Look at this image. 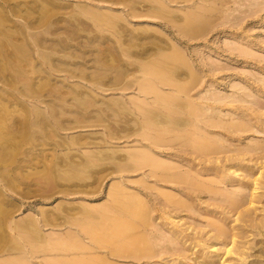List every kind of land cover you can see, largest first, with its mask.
Wrapping results in <instances>:
<instances>
[{"label":"rangeland","instance_id":"obj_1","mask_svg":"<svg viewBox=\"0 0 264 264\" xmlns=\"http://www.w3.org/2000/svg\"><path fill=\"white\" fill-rule=\"evenodd\" d=\"M204 1L206 0H0V264H108L105 255L117 264H171V260L174 264H179L176 263L178 260L175 261L176 257H169L168 254L167 257L164 255L165 257L153 259L142 256L141 261L134 256V259L129 257L134 253L130 250H136L144 233L147 239H152L148 244L152 245L155 241L154 246H163L166 243L158 238L166 235L169 245L167 237L172 239V234L168 230L173 226L188 228L185 230L187 234L189 232V236L193 231L196 236L200 234L198 238L192 235L187 242L181 238V241L177 240L178 246H185L187 249L184 252L188 256L192 255L189 259H180L182 264H195V256L206 257V252L224 251L219 250L220 247L223 248L222 244L225 247V244H230L231 239L228 237V240L223 237L213 240L214 238L209 237L214 233L208 226L211 221L222 222L230 230L235 227L236 231L242 229L240 233L245 239L238 240L244 242L245 250L250 256L247 253L245 261L234 253L223 258L220 255L211 259L209 264H264V146L259 147L258 144L261 142L262 145L264 142V8L260 6L264 5V1L260 5L258 3V7L256 3L257 6L251 4L253 0H246L251 6L250 12L248 7L246 10L250 16L253 15L249 18V14L242 15L244 17L239 19V24L232 23L234 27L229 26L233 19L230 20L229 13L225 10L232 13V8L239 7L237 4L234 7L231 2L233 6L230 9L224 8L215 25L211 21L216 17L211 12L209 15L201 13V16L195 11L200 10V6L206 7L213 3L211 0ZM222 13H228L227 18ZM176 16L177 20L174 19ZM179 16L181 19L178 20ZM181 16L192 17L193 22L184 20ZM225 20L228 24L224 23ZM220 22L223 25H219ZM242 45L247 52L254 51L253 60L249 55L251 53H246ZM234 46L237 48H232ZM238 48L242 50L243 56ZM244 53L248 54V59L244 57ZM214 63L219 65L214 66L217 68V71L214 68L215 72L221 71L218 75L215 72L212 75L213 72L209 70L210 64L213 66ZM220 66L224 69L219 70L222 68ZM255 72L263 74V77L258 74L254 76ZM199 74L203 79H197ZM197 80L202 81L198 83ZM253 80L257 82L254 83ZM144 83H148L149 89H140ZM174 84L183 86L185 94L192 91L191 95H184L181 90L178 92L179 87ZM206 90L208 94L205 96L211 94L214 98L218 96L214 93L230 94L231 102L229 98L226 101L228 104L230 102L232 108L219 102L207 105L199 99L202 98L201 94L204 96L207 93ZM240 92H244V95L247 92L246 95L250 94V97L240 95ZM157 94H163L160 96L162 99L156 100L159 98ZM236 95H240L237 97H241V103L254 95L252 109L257 107L262 114H258L255 108L253 111L256 113L252 109L249 111V100L243 103L246 109L240 102L239 105L238 102L232 103L238 101ZM232 96L236 98L233 99ZM186 97H194L191 102L195 105L190 102L191 107L198 108V105L203 104L198 109L204 112L211 107L214 114L210 113L211 109L208 113L216 120L219 114L227 115V118L219 115L218 121L225 123L230 116L236 114L235 118L233 116L230 119L241 118L246 121L245 128L250 125L252 127H248L249 130L246 128L248 131L243 129L244 133L242 130L231 133L220 129L222 127L214 125L215 120L210 123L212 119H208V114H203V118L202 113L196 115L197 108L190 107L191 110L188 111L185 107ZM185 108L188 112L192 111L191 116H187L190 114ZM198 109L199 114L201 110ZM225 109H228L226 112L229 114L225 113ZM245 115L251 119V123ZM190 117L193 119L190 124L194 123L196 126L199 123L202 127L198 126L201 128L198 130L204 133L195 127H189V123L185 131L179 128L182 126L177 123L185 118L190 121ZM160 118L165 122L158 123ZM205 118L207 121L203 123ZM183 131L184 134L190 132V136L197 135L194 138L199 135L214 140L216 137V143V139L223 137L228 144L224 143L223 138V141L219 140V144H224L222 149L227 148L228 151L239 146L242 148L243 145L246 147L251 142V146L256 145V154L249 144L247 148L251 151L245 154L247 158L242 154L236 156L239 147L232 153L226 150L234 158L226 156V160L232 158V163L227 161L226 164L224 159L227 153L223 152L224 155L221 153L220 156H223L224 163L218 164L222 161L221 157L217 159L215 156V160L219 162H214L213 158L211 164L209 156L200 158L204 157L202 151L194 153L198 150H194L192 145L181 144ZM151 134L158 137V142L162 144H151L146 138ZM187 146L192 151L187 150ZM247 148H242L240 152L248 151ZM257 149L262 150L261 155ZM143 151L153 155L154 159L160 158L158 160L162 162L170 159L173 164H168L173 166L180 161L177 170L181 169L185 176L188 174L186 171L192 169L198 174L205 173L203 176L208 179H217L216 184L221 185L219 192L222 197L219 193L216 197L213 192L215 198L210 201L211 197L204 192L195 198V203L199 205L195 204V212H163L160 210L163 206L159 207L163 203L162 196L156 193V189L164 182L163 185L169 184L166 187L175 183H166L164 180L160 182L155 176L152 177L149 167L151 164L143 161ZM253 156L256 158L253 159ZM239 158H243L241 162ZM230 164L239 169L238 174L234 173V168L227 170ZM211 165L218 166L219 171L203 170ZM221 170L228 171L226 173L231 171L229 176L232 179L226 185L218 180L221 179ZM193 172L189 175L197 178V173L195 175ZM255 177L261 182L260 188ZM252 178L257 185L256 189L252 188ZM145 180L150 184L155 181V186L150 187L152 190L147 188L146 182L142 183ZM221 188L224 190L221 191ZM225 190H229L231 195H227ZM135 191L136 194L140 193L139 198L133 193ZM239 191H243L248 199L252 192L259 195L254 204L243 206L250 209L252 221L247 223L238 221L237 212L235 214L228 204L220 201L226 199V196L229 198L240 194ZM186 197L189 199L182 195V199L187 201ZM215 199H219L221 206ZM142 206H147L146 210ZM243 207L240 210H245ZM190 211L194 214H190ZM147 217L151 218L150 224L160 226H156V229L150 225L151 227L143 229L141 224L148 220ZM260 220L263 222L259 223ZM170 221L179 224L176 226L174 223L170 224ZM194 226L199 229H193ZM200 229H204V232ZM195 231L202 232L197 234ZM152 232L155 235H151ZM146 233L149 234L148 237ZM207 234H210V239L206 238ZM109 236L110 241L106 240ZM211 239L216 245L215 249L209 246ZM158 241L162 244L157 243ZM193 241L199 243L197 247H192L195 245ZM117 246L120 248L117 251L123 257L113 256L116 253L111 251Z\"/></svg>","mask_w":264,"mask_h":264},{"label":"bare ground","instance_id":"obj_2","mask_svg":"<svg viewBox=\"0 0 264 264\" xmlns=\"http://www.w3.org/2000/svg\"><path fill=\"white\" fill-rule=\"evenodd\" d=\"M208 0H206V1H204V2H207ZM210 1V0H209ZM211 1H213V3L210 5H208V6H206V7H199L200 8V10H195V11H197V15H201V13L202 14H205V13H207V15H209L210 13L209 12H211L213 15H215V17L216 18H214L215 19V22H214V19H213V21H211V23L213 22V24L215 23V25H216V22H218L217 21V19L219 20V18H220V15H219V13H221V11L224 9V8H228L229 7V9H230V6H233V5H231V2H232V4H234V7H235V5L237 4L239 7H235L234 9L232 8V10H231V12L232 13H230V11L229 10H225V11H228V13H229V18H230V20L231 19H233V22H231V24L229 23V26L230 27H232L234 24H232V23H234L235 22V24H236V22L238 23V21H239V19L241 18V20H242V18L244 17V16H242V15H247V14H249L248 12H247V10L249 11V7H251V6H249V4H250V2H249V4L246 2V0H211ZM250 1V0H249ZM264 0H262V1H260V0H253V2L251 1V4L253 3L254 4V6H257L258 5V3H259V5L261 4V2H263ZM255 3L257 4V5H255ZM264 3V2H263ZM205 4V3H204ZM208 3H206L205 5H207ZM248 4V5H247ZM252 4V5H253ZM204 5V6H205ZM259 5H258V7H259ZM197 6H199V5H197ZM260 6H262V8H264L263 6L264 5H260ZM246 7H248L247 8V10H246ZM256 8V7H255ZM196 9V8H195ZM243 9H245V10H243ZM252 9H253V7H252ZM236 11H238V13H234V12H236ZM252 11H254V9L252 10ZM168 12H169V10H168ZM222 12H224V11H222ZM250 12V11H249ZM226 13V12H225ZM225 13H222V14H224L226 17L225 18H227V14H225ZM242 13V14H241ZM222 14H221V16H222ZM255 14V13H254ZM258 14V13H257ZM187 15V14H186ZM186 15H184V16H186ZM212 15V16H213ZM253 14H251V16H252ZM174 16V15H173ZM196 16V15H195ZM201 16H203V15H201ZM250 16V14H249V16H248V18L249 17H251ZM172 17V16H171ZM181 17H183V16H181ZM192 17H194L193 15H192ZM192 17H186V18H184L183 17V19L185 20V19H188V21H192L193 22V20H192ZM198 17H200V16H198ZM209 17V16H208ZM245 17H247V16H245ZM179 18H180V16L178 17V20H179ZM222 18L224 19V17L222 16ZM221 18V19H222ZM228 18V19H229ZM174 19H176L177 20V16L176 17H174ZM181 19V18H180ZM199 19V18H198ZM212 19V18H211ZM206 20H207V18H206ZM223 21V20H222ZM228 21V20H227ZM224 23L225 24H228L227 22H226V20L224 21ZM173 24V23H172ZM175 24V23H174ZM220 24H222L221 22L219 23V25ZM239 24V23H238ZM210 25V24H209ZM223 25V24H222ZM228 26V27H229ZM210 26H208V28H209ZM227 27V26H226ZM234 27V26H233ZM236 27H237V25H236ZM235 27V28H236ZM211 28V27H210ZM209 28V29H210ZM213 28H214V25H213ZM219 28V27H218ZM218 28H216V29H218ZM221 28V27H220ZM222 28H224V26L222 27ZM206 29V28H205ZM204 29V30H205ZM208 29V30H209ZM211 30V29H210ZM209 30V31H210ZM225 30V29H224ZM207 32V31H206ZM201 34H202V32H201ZM200 34V35H201ZM185 36H187V34H185ZM181 37H182V34H181ZM201 37V36H200ZM199 38V37H198ZM245 41V40H244ZM251 43V42H250ZM239 45V44H238ZM254 45V44H253ZM229 47H231V46H229ZM228 47V48H229ZM236 46H234V47H232V48H235ZM239 47V46H238ZM242 47H243V45H242ZM227 48V49H228ZM237 48V47H236ZM226 49V48H225ZM240 48H238L237 50L238 51H240V54L243 56V52H242V50H239ZM242 49V48H241ZM243 49L246 51V47H243ZM254 49V48H253ZM222 50H223V48H222ZM231 50V48L229 49V51ZM232 50H234V49H232ZM236 50V49H235ZM227 51V50H226ZM248 51V50H247ZM246 51V53H251V50H250V52H247ZM231 52V51H230ZM233 52V51H232ZM257 52V51H256ZM179 53V52H178ZM246 53H244V54H246ZM253 53H254V51H252V53L251 54H249V55H251V57H252V55H253ZM181 55V54H180ZM183 55V54H182ZM185 55V54H184ZM231 55V54H230ZM238 55H239V52H238ZM238 55L236 56V57H238ZM247 55L248 54H246V55H244V57L246 58V59H248L247 58ZM254 55H256L255 57H257V54H254ZM234 57H235V55H234ZM249 57V59H250V56H248ZM253 58L254 57H252V60H253ZM258 58H260V56H258ZM262 59V58H261ZM260 59V60H261ZM244 60V59H243ZM255 60V59H254ZM262 60H264V59H262ZM262 60H261V62H262ZM257 62V61H256ZM211 65V68L214 70V68L216 67L215 65H217L218 67H219V65H218V63L216 64V63H214L213 64V66H212V64H210ZM215 66V67H214ZM224 66V65H223ZM223 66H220V67H222V68H220L219 70H223L224 69V67ZM209 69V70H211V72H213V74L212 75H215L214 74V72H215V70L214 71H212V69ZM216 69V71H217V68H215ZM208 70V71H209ZM210 72V71H209ZM221 72V71H220ZM219 71L218 72H215L217 75L220 73ZM256 73V74H255ZM254 74L253 73H251V74H253L254 76L255 75H261L259 72L257 73V72H255ZM236 74H238V73H236ZM264 74V73H263ZM262 74V75H263ZM200 75V74H199ZM211 75V76H212ZM261 75V76H262ZM201 76V75H200ZM199 76V78H197V79H203V77L201 76L200 77ZM239 76V75H238ZM247 77H248V75H247ZM263 77V76H262ZM184 78V77H183ZM249 78V77H248ZM255 78V77H254ZM256 78H258V77H256ZM259 80L260 79H258V82H259ZM198 81V83H200L202 80H197ZM200 81V82H199ZM212 81V80H211ZM256 82H257V80H255ZM254 80H253V82L254 83H256ZM264 81V80H263ZM204 82V81H203ZM261 83H262V81H260ZM197 83V82H196ZM197 83V84H198ZM213 83V82H212ZM211 83V84H212ZM260 83V84H261ZM201 84H204V83H201ZM201 84H200V86H201ZM209 85V84H208ZM255 85V84H254ZM262 85H264V83H262ZM150 86L153 88L154 86L153 85H151L150 84ZM172 86V85H171ZM174 86L176 87L177 86V88L179 87V88H181V89H179L178 88V92H180V90L182 91V93L184 94V95H188V93L190 94L191 92L189 91L190 89H192V88H190V89H188V91L189 92H187L186 94H185V92L186 91H184L183 89H184V87L182 86V87H180V85H176V84H174ZM197 86V85H196ZM256 86V85H255ZM258 86H260V85H258ZM174 87V88H175ZM243 87H245V86H243ZM242 87V88H243ZM176 88V89H177ZM183 88V89H182ZM201 88H202V86H201ZM245 88H247V87H245ZM253 88V87H252ZM140 89H142V90H147V89H149V85H148V83L147 84H142L141 85V87H140ZM238 89V88H237ZM248 89V88H247ZM255 90H257V89H255ZM177 91V90H176ZM210 91V90H209ZM238 91V90H237ZM236 91V92H237ZM244 91V90H243ZM251 91H252V89H251ZM260 91V90H259ZM199 92H200V90H199ZM206 92H207V90H206ZM211 92V91H210ZM209 92V93H210ZM213 92V91H212ZM245 92V91H244ZM244 92H240V95H242ZM253 92V91H252ZM202 93V92H201ZM201 93H198V94H201ZM205 93V92H204ZM234 93V92H233ZM232 93V94H233ZM193 94H196L195 92L193 93ZM208 94V92L206 93V94H204V96H201L200 95V97H202V98H199V97H196V98H199V99H202V101H205V103L208 105L209 103H217V102H219V103H221V104H224V105H229L230 104V102H231V97H230V94L229 95H225V93H224V95L225 96H228V97H226L225 98V96L224 95H222V93H214V94H216V95H220V97H218V96H216V98H214L213 96H211V94L209 95V96H205V95H207ZM237 94V93H236ZM239 94V93H238ZM247 94V92L245 93V95L244 96H248V97H250L249 95L250 94H248V95H246ZM251 94H253V93H251ZM151 95V94H150ZM163 95V94H162ZM162 95H160V96H162ZM191 95V94H190ZM190 95H189V98H190ZM221 95H222V97H221ZM235 95V94H234ZM240 95H236V97L237 96H240ZM158 94H157V97H159V98H156V100L158 99H160L161 97H160ZM171 96V95H170ZM174 95H172V97H173ZM254 95H252V97L250 98V99H247V100H243V103H247V102H245V101H248V102H250V105H249V103H248V105L249 106H251V107H249V111H251V109H252V102H253V97ZM185 97V96H184ZM195 97V96H194ZM194 97H191V99L192 98H194ZM224 97V98H223ZM230 97V98H229ZM233 97V96H232ZM236 97H233V99H235ZM248 97H246V98H248ZM229 98V100H230V102H229V104H228V101H226V99H228ZM240 100H239V99ZM245 97H244V99H246ZM162 99V98H161ZM185 99V101H186V103H185V107L188 109V111L189 110H191V108H197V107H194V106H189L190 105V102L193 100H191V99H188V97H186V98H184ZM188 99V100H187ZM198 99V100H199ZM232 99V100H233ZM237 99H238V101H234V102H232V103H237L238 102V105H239V102L241 103L242 101H241V97H237ZM165 100V99H164ZM196 101V100H195ZM252 101V102H251ZM157 102V101H156ZM189 102V103H188ZM193 102V101H192ZM191 102V104L192 105H195V104H193ZM199 102V101H198ZM159 103H160V101H159ZM243 103H241V105L243 104ZM165 104V103H164ZM168 104V103H167ZM197 105H198V103H196ZM206 104H204V105H206ZM156 105V104H155ZM175 105V104H174ZM240 105V106H241ZM247 105V106H248ZM201 106V105H200ZM199 105H198V108H202V106H203V104H202V106L200 107ZM230 106V105H229ZM243 106H244V104H243ZM242 106V107H243ZM191 107V108H190ZM210 106H208V108H209ZM228 107V106H227ZM245 107V106H244ZM185 108V109H186ZM190 108V109H189ZM197 108V109H198ZM204 108H206V106L204 107ZM213 108H215V107H213ZM218 108V107H217ZM216 108V109H217ZM230 108H232L231 106H230ZM234 108V107H233ZM239 108V107H238ZM238 108H236V109H238ZM255 108V107H254ZM254 108L252 109V111L254 110ZM257 108V107H256ZM255 108V110H257ZM33 109V108H32ZM36 109V111H37V108H35ZM187 109L185 110V111H187ZM197 109H195V111H196V115H200V113H202L201 115H203V114H208L207 116H208V119L210 118V119H212V120H210V123L212 122V121H214L215 123L219 120V117L221 116V117H225L226 116V118H227V115H225L224 114V116L223 115H221V114H219L218 115V119L216 120V119H214L215 117L214 116H212V114H211V116H210V114L208 113V110L209 109H211V107L206 111V112H204V111H202L201 109H198V110H201L200 112H199V114L197 113ZM245 109H246V107H245ZM193 110V109H192ZM204 110V109H203ZM206 110V109H205ZM212 110L213 109H211V111H210V113H213L212 112ZM228 110V109H227ZM226 109H225V113L226 114H229V112L227 113L226 111H227ZM232 110V109H231ZM259 110V109H258ZM258 110H257V112H258ZM39 111V110H38ZM187 111V112H188ZM240 111H242L243 112V110H240ZM192 111H190V112H188L189 114L191 113ZM204 112V113H203ZM232 112V111H231ZM234 112V111H233ZM244 112H246V111H244ZM254 112V111H253ZM185 113V112H184ZM216 113V112H215ZM218 113H219V111H218ZM217 113V114H218ZM221 113H223V111H221ZM254 113H256V111L254 112ZM44 114V113H43ZM214 114V113H213ZM245 114V113H244ZM258 114H260L259 112H258ZM261 114H262V112H261ZM260 114V115H261ZM192 114H190V115H187V116H191ZM194 116H195V113L193 114ZM216 115V114H215ZM236 116V114H233V116ZM206 116V115H205ZM210 116V117H209ZM217 116V115H216ZM233 116H230V118L231 117H233ZM235 116H234V118H235ZM242 116H243V114H242ZM246 116V115H245ZM244 116V117H245ZM247 116H248V114H247ZM247 116H246V118H247ZM251 116H253V115H251ZM264 116V115H263ZM158 117H160V116H158ZM165 117H166V115H165ZM199 117H202V116H199ZM198 117V118H199ZM238 117H240V116H238ZM238 117H236V118H238ZM196 118V117H195ZM194 118V119H195ZM203 118H204V115H203ZM227 119L226 121L227 122H225L224 123V121H222L221 120V118H220V120L221 121H218V124L216 123H214V125L216 126H219V127H222V128H220V129H224V130H227V131H230L231 133L232 132H234V131H237L238 132V130H239V132L242 130L243 131V129L244 130H247L248 129V127H250V126H247L246 128H245V122L243 121V119L241 120V118L238 120V119ZM253 118H255V116H253ZM163 119V118H162ZM162 119L160 118V120H158V123H162V122H165V121H162ZM186 119V118H185ZM185 119H182V121L181 122H179V123H177V125H179V126H182V127H179V128H181V129H183L184 131H185V128L186 127H188L187 125H188V123L190 124V122H191V117H190V121H189V119H187V120H185ZM197 119V118H196ZM206 119V118H205ZM245 119V118H244ZM248 119V118H247ZM256 119V118H255ZM254 119V120H255ZM166 120V119H165ZM193 120V119H192ZM199 120V119H198ZM200 120H202V118L200 119ZM249 121L251 120V119H248ZM260 120V119H259ZM167 121V120H166ZM197 121V120H196ZM204 122L203 123H206V121H207V119L206 120H203ZM249 121H247V123H249ZM258 120L256 119V122H257ZM261 121V120H260ZM259 121V122H260ZM197 122H199V121H197ZM201 122V121H200ZM252 121H250V123H251ZM169 123V122H168ZM192 123H193V121H192ZM207 123H209V121L207 122ZM210 123H209V126L210 127H212L211 125H210ZM246 123V124H247ZM165 124V123H164ZM194 124V123H193ZM192 124V125H193ZM197 124V123H196ZM258 124V123H257ZM191 124L189 125V127L191 126V127H195V129H200L201 130V128H199V127H202V126H199V123H198V125H196L197 126V128H196V126H195V124H194V126H192ZM248 125V124H247ZM264 125V124H263ZM199 126V127H198ZM207 126H208V124H207ZM252 127V126H251ZM251 127L249 128V129H251ZM257 127H258V125H257ZM215 128H217V127H215ZM255 126H254V131H255ZM189 129H191V128H189ZM195 129H193V130H195ZM204 128H202V130H203ZM248 129V130H249ZM147 130H149V129H147ZM179 130V129H178ZM192 130V129H191ZM196 130V131H197ZM208 130V129H207ZM247 130V131H248ZM180 131H182V130H180ZM184 131H183V142L181 143V144H187V145H192L193 146V149L195 150H198V151H194V153H196V152H203V154H204V157H202L201 155V157L200 158H204L205 159V156H209L208 158H210V159H212V161H211V164H212V162L215 160V156H216V158L218 157H221L220 155H224V153L223 152H225V154L227 153V152H234L233 150L234 149H236V148H239V147H236V148H234L233 150L231 149V150H229L228 151V149L227 148H224V149H222V147H223V145H221V143L219 144V140H221L223 137L218 133V135H220V137H222V138H220L219 136H217L216 134V136L217 137H219L220 139H216V140H218V142L216 143L214 140H215V138H214V140L213 139H209V138H205V137H203V136H199L198 135V137L197 138H194V137H196V136H190L189 135V133L190 132H192V131H190V130H188V131H190V132H188V133H186V134H184ZM199 131V130H198ZM204 131H205V129H204ZM226 131V132H227ZM241 131V132H242ZM246 131V132H247ZM250 131H253V130H250ZM187 132V131H186ZM195 132V131H194ZM193 132V133H194ZM199 132H201V133H204L203 131H199ZM207 132V131H206ZM205 132V133H206ZM201 133H199V134H201ZM229 133V132H228ZM236 133V132H235ZM234 133V134H235ZM243 133H244V131H243ZM187 134H188V136L191 138H188V136H187ZM198 134V133H197ZM239 134V133H238ZM204 135V134H203ZM208 135L209 136H211V133L209 134L208 133ZM207 135V136H208ZM205 136V135H204ZM212 136H214V134L212 135ZM185 137V138H184ZM241 137V136H240ZM147 139H149V141H151V144H158L159 142H158V140L159 139H157L158 137H155V135L153 134H151V135H147V137H146ZM194 138V139H193ZM212 138V137H211ZM190 139V140H189ZM224 139V138H223ZM181 140V141H182ZM148 141V140H147ZM173 142H174V140H172ZM221 141H223V140H221ZM185 142V143H184ZM227 142V144H228V141H225V139H224V143H226ZM250 142V141H249ZM252 142H253V140H252ZM169 143H171V142H169ZM168 143V144H169ZM176 143V142H175ZM174 143V144H175ZM251 143V142H250ZM249 143V144H250ZM256 142H254V144H255ZM261 143V142H260ZM260 143H258L259 144V147L260 146H264L263 144H264V142L262 143V145H260ZM159 144H162V143H159ZM158 144V145H159ZM165 144V143H164ZM230 144V143H229ZM249 144H247V146L249 147ZM172 145H173V143H172ZM231 145V144H230ZM184 146H186V145H184ZM183 146V147H184ZM227 146V145H226ZM229 146V145H228ZM244 146V145H243ZM242 146V148H247V146L246 147H243ZM250 146H251V144H250ZM255 146L256 145H254V146H251V147H253V149L252 150H254L253 152L256 154V151H255ZM188 147V146H187ZM191 147V146H190ZM258 147V146H257ZM229 148V147H228ZM241 148V147H240ZM237 149V150H239L238 151V153L236 154V156H239V155H241L242 154V156H244L245 157V154H249L250 153V151H249V149H248V151H246L245 150V152H240V150H243L242 148L241 149ZM255 148V149H254ZM191 148H189L188 147V149L187 150H190ZM262 149V148H261ZM226 150H227V152H226ZM257 150H259V149H257ZM191 151H192V149H191ZM236 151V150H235ZM260 151V150H259ZM262 151V150H261ZM260 151V152H261ZM144 152V151H143ZM186 152H188V151H185V153ZM190 152V151H189ZM201 152V153H202ZM249 152V153H248ZM191 153V152H190ZM222 153V154H221ZM236 153V152H235ZM235 153H233V154H235ZM202 154V155H203ZM230 154V153H229ZM262 154V152L260 153V155ZM149 154H146V152H144L143 154H142V157H143V161L145 160V162H147V164H151L149 167H151V169H150V171H152V173H151V176L152 177H154L155 179H157V181L159 180L160 182L162 181V182H164V181H166V183L167 182H171V183H175L174 185H175V187H173L174 185H172V186H170V187H166L167 185H169V184H167V185H163L164 183H162V184H159V187H157V191H156V193L158 194V195H161L162 197V200H161V203L163 202L164 203V205H163V203H162V205H159V207L160 206H163L162 208L160 207V210H162L163 212H175L176 214H177V212H181V213H183V211H185V210H193L194 211V206H195V204H197V203H195L196 201H195V198L196 197H198V196H200L201 194H203L204 192H207L208 193V195L211 197L210 198V201H212V199H214L215 197V195L217 194V193H219V195H221L220 193L221 192H219L220 191V187H221V185H217L216 184V181H217V179H216V181L215 180H213V179H211V178H207V177H204L203 175H205V173L203 174H198L197 172V175H196V173L195 172H193V170L192 169H189V170H187V169H185V171H186V173H188L187 174V176H185V174H182V171H181V169H179V170H177L178 168H179V165H178V167H177V164L178 163H180V161L176 164L175 163V165L173 166V165H171V164H173L171 161L172 160H168L167 162H162V161H159L158 159H160V158H153L152 156H151V154L148 156ZM156 155V154H155ZM189 155V154H188ZM193 154L191 153V156H192ZM231 155V154H230ZM230 155H228V153L225 155V159L223 158V156L220 158V161L222 160V159H224V161L227 159L226 158V156H230ZM259 155V156H260ZM157 156V155H156ZM194 156V155H193ZM213 156V157H212ZM235 156V157H236ZM247 156V155H246ZM249 157H250V155H248ZM252 156V155H251ZM262 156H264V154L262 155ZM155 157V156H154ZM159 157V156H158ZM230 157H232L233 158V156H230ZM261 157V156H260ZM163 158V157H162ZM165 158V157H164ZM163 158V159H164ZM207 158V157H206ZM213 158H214V160H213ZM217 158V159H218ZM232 158H231V160H232ZM238 157H236V160H238L237 159ZM245 158H247V157H245ZM244 158V159H245ZM251 158V157H250ZM249 158V159H250ZM254 158H256L255 156H253V159ZM263 158V157H262ZM171 159H173V158H171ZM196 159V158H195ZM215 160L214 162H216V161H218V160ZM234 159V158H233ZM239 159H241V158H239ZM243 159V158H242ZM242 159L240 160V162L242 161ZM249 159L247 160V161H249ZM252 159V160H253ZM161 160V159H160ZM167 160V159H166ZM166 160H163V161H166ZM176 160V159H175ZM198 160H199V157H198ZM208 160V159H207ZM206 160V161H207ZM231 160H226L225 162H227V161H231ZM246 160V159H245ZM257 160V159H256ZM202 161V160H201ZM209 162H210V160H208ZM224 161L222 160L220 163H218V164H221L222 162L224 163ZM234 161V160H233ZM251 161V160H250ZM149 162V163H148ZM169 162H171V164H168ZM175 162V161H174ZM200 162V161H199ZM204 162H205V160H204ZM219 162V161H218ZM245 162V161H244ZM195 163V162H194ZM231 163H232V161H231ZM263 163V162H262ZM261 163V164H262ZM214 164H216V163H214ZM226 164H228V162L226 163ZM235 164H237V163H235ZM183 165V164H182ZM187 165V164H186ZM201 165H202V163H201ZM223 165V164H222ZM233 165V164H232ZM231 164L228 166V168H227V170L229 171L230 169H232V168H234V166L235 165H233L232 166ZM238 165V164H237ZM241 164H239V166H240ZM248 165V164H247ZM190 166V165H189ZM183 167V166H182ZM225 167V166H224ZM236 167V166H235ZM247 167H249V166H247ZM147 168V167H146ZM157 168H160L159 170L157 169ZM180 168H181V164H180ZM184 168H186V167H184ZM189 168V167H188ZM223 168V167H222ZM155 169H157L156 170V172H154L153 173V171H155ZM219 167L218 166H214V165H211V166H208V167H204L203 168V170L204 171H219ZM224 169H226V168H224ZM174 170V171H173ZM177 170V171H176ZM239 169H233V171H234V173L235 172H237V174L239 173V171H238ZM150 171H149V174H150ZM157 171H159V172H157ZM228 171H226V172H228ZM232 171V172H233ZM191 172H193V173H195V175L197 176V178L199 177V179H197V178H193V176L191 177L189 174H191ZM221 172V179H218L219 181H220V183L221 184H223V185H226L228 182H229V180H231L232 178H231V176H229L230 175V173H231V171H230V173H226L224 170H221L220 171ZM219 172V173H220ZM185 173V172H184ZM200 173V172H199ZM244 173V172H243ZM210 174V173H209ZM236 174V175H237ZM240 174H241V171H240ZM259 174V173H258ZM151 176H149V177H151ZM216 176V175H215ZM251 176H253V175H251ZM257 176V175H256ZM259 176V175H258ZM232 177H233V175H232ZM235 177V176H234ZM233 177V178H234ZM237 177H238V175H237ZM206 178V179H205ZM216 178V177H215ZM236 179V178H235ZM164 180V181H163ZM256 180V181H255ZM255 182L257 183V184H259L258 186V188H260L261 187V182L259 181V179L258 178H256L255 177ZM145 182L147 183L148 181H142V183L143 184H145ZM154 183H155V181H154ZM153 183V184H154ZM159 183V182H158ZM219 183V182H218ZM252 183L254 184V182H253V178H252ZM150 183H147L146 185H147V188H150L151 186L153 187V186H155V185H153L152 184V182H151V184L149 185ZM176 184H178V185H176ZM157 186V185H156ZM248 186V185H247ZM255 186H257L256 184H254V187H252V188H254V189H256V187ZM126 188H128V187H126ZM146 188V187H145ZM160 188V189H159ZM219 189L218 190V192H216L215 190H217V189ZM128 189H131V188H128ZM154 189V188H153ZM222 190L221 191H223L224 189L223 188H221ZM150 190H152V188H150ZM258 190V189H257ZM153 191H155V190H153ZM226 191V193L228 192V194L227 195H231L230 194V192H229V190L227 191V190H225ZM252 191H253V189H252ZM132 192V191H131ZM213 192H215V195L213 196L212 195V193ZM134 194H135V196H137L138 198L140 197L138 194H140L139 192H138V194H136L137 192L135 191V192H133ZM235 193V192H234ZM238 193H240V194H238V195H236L235 194V196H231V197H229V198H227V196H226V194L224 195V192H223V195H224V197L226 196V199H223V200H221L220 199V201H222V203H226V204H228L227 206H230V208H231V210L233 211L234 210V213H235V211L237 212V214H238V216H237V220L239 221H242V222H245V223H247V222H249V221H252L251 220V217H250V214H249V211H250V209H249V207H243V206H245V205H251V204H254L255 203V201H256V199H258V197H259V195L257 194V192L256 193H254V192H252V195L250 196V199H248L246 196L247 195H244V192L243 191H239ZM242 193V194H241ZM214 194V193H213ZM158 195H157V197H158ZM182 195H185V196H188L189 197V199L187 198V201H186V199L184 200V199H182ZM234 195V194H233ZM218 195H216V197H217ZM221 197H222V195H221ZM220 197V198H221ZM223 197V198H224ZM246 198L248 199L247 201H246ZM260 198H261V196H260ZM159 199V198H158ZM199 199V198H198ZM157 201V200H156ZM158 201H160V200H158ZM200 201H203V200H201L200 199ZM215 202H217V201H219V199L217 200V199H215L214 200ZM213 201V202H214ZM218 202L219 204L221 203V202ZM149 202V201H148ZM144 203V202H143ZM157 203V202H156ZM161 203H159V204H161ZM202 203H206V202H202ZM246 203H248V204H246ZM139 204V203H138ZM150 204V203H149ZM200 204H201V202H200ZM156 205V204H155ZM198 205V204H197ZM214 204H212V206H213ZM199 206V205H198ZM208 206H209V204H208ZM220 206H221V204H220ZM223 206V205H222ZM142 207H144V209L143 210H146V207L145 206H142ZM201 207V206H200ZM205 207V206H204ZM225 207V206H224ZM244 208L245 210H240V208ZM209 208V207H208ZM207 209V208H206ZM210 209H212V208H210ZM225 209H227V207H225ZM124 210V209H123ZM207 210H209V209H207ZM224 210V209H223ZM155 211V210H154ZM189 212L190 214H194V212ZM225 211V213H226V210H224ZM229 211V210H228ZM227 211V212H228ZM145 212V211H144ZM186 212V211H185ZM223 212V211H222ZM188 213V214H189ZM197 213V212H196ZM198 214V213H197ZM236 214V213H235ZM160 215V214H159ZM168 215V214H167ZM170 215V214H169ZM168 215V216H169ZM161 217H163L162 215H160ZM191 216V215H190ZM170 217V216H169ZM172 217V216H171ZM170 217V218H171ZM182 217V216H181ZM146 219H148V220H145L144 221V223L143 224H141V225H143L142 227H143V229H146V228H148L150 225H152V224H150V222H151V218L149 219V217H147ZM182 219V218H181ZM174 220H175V218H174ZM178 220V219H177ZM217 220V219H216ZM236 220V219H235ZM255 221V220H254ZM163 222V221H162ZM166 222V221H165ZM164 222V223H165ZM171 223L170 224H172V223H174V222H176V220L174 221V222H172V221H170ZM179 222H180V220H179ZM179 222L178 223H176V224H179ZM217 222V221H216ZM214 222V221H211V223H209L208 224V226H210L211 227V232L213 231L214 233H212V235H210V234H207L206 236V238H208V236L210 237V238H214L213 240H219V238L221 239L222 237H223V239L225 238H229V239H231V241H230V244L229 243H227V244H225L223 241H225V240H223L222 242L226 245V247L225 246H223V244H222V247L224 248H221L220 247V249L219 250H224V251H220V252H218V253H214V252H206V254H207V256L206 257H201V256H199V255H197V256H195V262L197 263V264H209V263H211V259H214V258H217V257H219L220 255H221V258H223V256H225V255H229V254H232V253H234V254H236V255H238L239 257H241L242 259H240V260H245L246 261V258H248L247 257V253L248 252H246V248H245V244L243 245V243L244 242H242V241H240V240H238L239 238H244L245 236L244 235H242L240 232L242 231V229H241V231H236L235 229H236V227L233 229V230H230L227 226H225V224L224 223H222V222ZM263 221L262 220H260L259 221V223H262ZM167 223V222H166ZM169 223V222H168ZM167 223V224H168ZM131 224V223H130ZM161 224V223H160ZM166 224V225H167ZM175 223H174V225H176ZM184 224V223H183ZM162 225H165V224H162ZM165 225V226H166ZM169 225V224H168ZM190 225V224H189ZM188 225V226H189ZM248 225V224H247ZM154 226V227H153ZM156 226H157V224H156ZM156 226L155 225H152V227L153 228H156ZM160 225L158 224V226L157 227H159ZM173 226V225H172ZM177 226V225H176ZM180 226V225H179ZM181 226H182V224H181ZM193 226V225H192ZM191 226V227H192ZM257 226H259V225H257ZM151 227V226H150ZM170 227V226H169ZM185 227H187V226H185ZM195 228H193V229H196V230H198L199 228H197V226H194ZM200 228H202V226L200 227ZM239 228V227H238ZM132 229V228H131ZM157 229V228H156ZM160 229H162V228H160ZM167 229V228H166ZM185 229H188V228H185ZM185 229H180V228H177V227H170V230H168V231H170V233L169 234H172V236H170V237H172V239L171 238H169V237H167L168 238V241L170 242L169 243V245L167 244V241H166V235H165V237L163 238V237H160L159 236V238L158 239H160V240H162V243H166L165 245L164 244H162L161 243V241L159 242H157V243H161L163 246H161V245H157V247L156 246H154L155 245V241L154 242H152L153 244V246L151 245V243L150 244H148L149 242L148 241H150V240H152L151 238H150V240L149 239H147L146 237H145V233L141 236V237H143L142 239H140V244L137 246V248H136V250H133V249H131L130 251H132V252H134V253H131V254H133V255H129V257L131 258V256H132V258H133V256H134V258L135 259H137V260H139L140 259V261H141V259L143 258V257H145V258H148V259H153V258H161V256H163V257H167V254H168V256L169 255H171V256H174V257H176L177 259L175 260V261H177L178 260V262H176V263H179V264H182V262L180 261V259H189V257L191 258L192 257V255L190 256H188L185 252H184V250L185 249H187L185 246H178V243H177V240H180V238H181V240H184V242H187V241H189V239L190 238H192V235L194 236L195 234H193V232H192V228H191V232H192V234H191V236H189L190 234H189V232H188V234H187V232H186V230ZM159 230V229H158ZM200 230H203V232H204V229H200ZM235 230V231H234ZM147 231V230H146ZM157 231V230H156ZM189 231H190V229H189ZM206 231V230H205ZM148 232V231H147ZM196 232V231H195ZM202 231H200V232H196L197 234H199V233H201ZM153 233V232H152ZM207 233V232H206ZM209 233V232H208ZM158 233L156 232V235H157ZM160 234V233H159ZM147 235H149V234H147L146 233V236ZM151 235H155L154 233L153 234H151ZM161 235H163V234H161ZM200 235V234H199ZM199 235H195V237H197L198 238V236ZM158 236V235H157ZM204 236V235H203ZM148 237V236H147ZM163 238V239H162ZM199 238H201L202 239V236H200ZM205 238V237H204ZM210 238H208V239H210ZM228 238H227V240H228ZM155 240L157 239V238H154ZM165 239V240H164ZM207 239V240H208ZM211 239V240H212ZM245 239V238H244ZM106 240H108V241H110V236L109 237H107L106 238ZM180 240V241H181ZM206 240V239H205ZM205 240H204V242H205ZM206 240V241H207ZM210 240V241H211ZM213 240H212V242H210V247H211V249L213 248V249H215L214 248V246H216L215 245V243L213 242ZM226 240V241H227ZM157 241V240H156ZM166 241V242H165ZM190 241H192V239L190 240ZM202 241H203V239H202ZM221 241V240H220ZM225 241V242H226ZM151 242V241H150ZM194 242V241H193ZM228 242V241H227ZM195 243V242H194ZM201 243H203V242H201ZM199 243L197 242V243H195V245H193L192 247H197V245H198ZM221 244V243H220ZM219 244V245H220ZM229 244V245H228ZM232 244V246H230ZM108 245V244H107ZM110 245V244H109ZM204 245H205V243H204ZM81 246V245H80ZM160 246V248H158ZM209 246H208V248H209ZM230 246V247H229ZM110 247V246H109ZM154 247H156V248H154ZM203 247H205V246H203ZM202 247V248H203ZM248 247V246H247ZM207 248V247H206ZM120 248H119V246H117L116 248H115V250H112L111 252H114V254L115 255H113V253L111 254V252H110V254L111 255H113V256H115V257H119V256H121V253L119 252L120 250H119ZM189 249V248H188ZM195 249V248H194ZM193 249V250H194ZM218 249H217V251H218ZM117 250H119V251H117ZM193 250H192V253H193ZM196 250V249H195ZM198 250V249H197ZM200 251V250H199ZM198 251V252H199ZM202 251V250H201ZM206 251V250H205ZM119 252V255L117 256V253ZM203 252H204V250H203ZM221 252H223L222 254H220ZM261 254V253H260ZM124 255V257H125V254H123ZM165 255V256H164ZM205 255V254H204ZM251 255H253V254H251ZM263 255H264V253H263ZM143 256V257H142ZM237 256V257H238ZM248 256H250L249 255V253H248ZM104 257H106L107 258V260L110 262L111 261V263H109V262H107L108 264H117V263H115L116 261L114 260L113 262H112V260L111 259H109V257H107L106 255L104 256ZM121 257H123V256H121ZM120 257V258H121ZM127 258H128V256H126ZM170 257V256H169ZM133 258V259H134ZM192 258V259H193ZM221 258H219V259H221ZM166 259V258H165ZM106 260V261H107ZM162 260H163V258H162ZM170 260V259H169ZM182 260V261H183ZM222 260V259H221ZM228 260V259H227ZM186 261V260H185ZM193 261V260H192ZM224 261V260H223ZM165 262H166V260H165ZM170 262H172L171 264H174L173 263V261L171 260ZM230 262V261H229ZM235 262V261H234ZM119 263V262H118ZM147 263V262H146ZM145 263V264H146ZM166 263H168V262H166ZM195 263V264H196ZM224 263H225V261H224ZM120 264V263H119ZM122 264V263H121ZM133 264V263H132ZM149 264V263H148ZM154 264V263H153ZM156 264V263H155ZM165 264V263H164ZM237 264H238V262H237ZM243 264V263H242ZM252 264V263H251ZM256 264V263H255Z\"/></svg>","mask_w":264,"mask_h":264}]
</instances>
